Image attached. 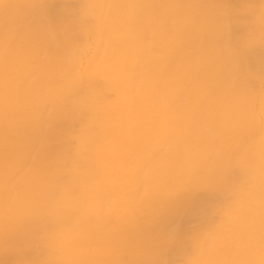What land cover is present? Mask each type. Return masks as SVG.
Returning <instances> with one entry per match:
<instances>
[{
	"label": "clouds",
	"instance_id": "clouds-1",
	"mask_svg": "<svg viewBox=\"0 0 264 264\" xmlns=\"http://www.w3.org/2000/svg\"><path fill=\"white\" fill-rule=\"evenodd\" d=\"M0 264H264V0H0Z\"/></svg>",
	"mask_w": 264,
	"mask_h": 264
}]
</instances>
